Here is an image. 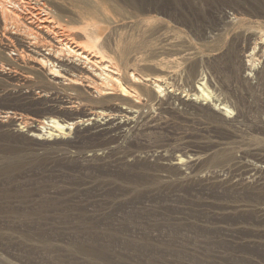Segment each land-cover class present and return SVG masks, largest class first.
I'll return each mask as SVG.
<instances>
[{"label":"rangeland","instance_id":"1","mask_svg":"<svg viewBox=\"0 0 264 264\" xmlns=\"http://www.w3.org/2000/svg\"><path fill=\"white\" fill-rule=\"evenodd\" d=\"M38 1L132 96L0 22V264H264V0Z\"/></svg>","mask_w":264,"mask_h":264},{"label":"bare ground","instance_id":"2","mask_svg":"<svg viewBox=\"0 0 264 264\" xmlns=\"http://www.w3.org/2000/svg\"><path fill=\"white\" fill-rule=\"evenodd\" d=\"M10 2H13V1H11V0H0V12H2V14H3L4 22L5 23H10V22L15 23V25H17L18 27L19 26L22 27L21 26V24H22L21 20H23L25 22V20H26L25 16H21V13L18 10H16L17 13H12L15 10L14 11H11V10L13 8L15 9V7H11V9H10L9 6H11V4H12V3L10 4ZM17 4H18V7H22V8H25V6H32V7H28V9L30 8L32 10L36 9V8L39 9L37 6L42 5L38 2V0L37 1L36 0H32V1L31 0H18ZM12 5H14V4H12ZM10 11H11V15H10ZM46 15H47V17H42V15H39L37 13L35 15H33L31 18L32 20H30V18H29L28 19L29 23L26 22L31 27L28 26L26 28L27 25L25 24L26 25L25 26L23 24L25 26V29H23V27H24L23 26L22 32L24 30V32L29 37L28 39H30L31 43H32V41H37V38L34 35H33L34 37H31L33 34L32 33L33 30L31 31L30 28H36L37 31L40 30V31L46 32L47 34L53 35L52 38L58 44V45H56V46H58L56 49L59 51V52H57L55 49L54 53L56 55L54 57L56 58V56H58L57 59H59L60 61L65 60V62H67V64L69 66L74 67V69L78 70L80 73H84L83 75H80V76H74V75L70 74L71 77H69V78L63 77L65 80H67L68 82H70L73 85L83 87V89L85 90V93L88 95H90L89 91L95 93V95H98V96L111 95V94H113L114 91H119L122 94V96H124V97H131L132 96L131 92L124 85L123 80L120 78V73H118V70L112 65V63L108 60V58L100 50H98V48L93 43L88 42L86 44V35L85 34L78 33L77 39L79 42H76L75 39L72 38L68 33H66L65 30L64 31L61 30L62 28H60L58 23H55V21H54L55 19L52 18L51 15L49 16V13H47ZM19 23H21V24L19 25ZM35 24H37V25L34 27ZM34 32H36V31L34 30ZM36 34L37 33H35V35ZM82 39H84L85 41L82 42ZM54 40H52V41H54ZM34 44H35V42L32 43V46ZM41 44H43V43H41ZM28 45H30V43ZM41 46L44 47L46 45L45 44L40 45V47ZM53 46H51V47H53ZM48 50H50L49 52L52 51L51 49H49V47H48ZM63 53H65V54H63ZM62 54H63V57L64 56H66V57L60 58V57H62ZM45 55L50 56L49 53H47V54L45 53ZM24 57H26V56H24ZM29 60H31V59H29ZM38 62L40 64V66L44 67L49 62V60L46 57L44 58V56H43V57H41V59L38 60ZM48 75L51 78H55V79H59L60 77H62L57 70L52 69V68L49 69ZM127 82H129L131 84L137 83V82H139V79L132 78L129 81L127 80ZM149 82H151L153 87L156 89L155 92L157 94L161 93V91H162L161 90V81L159 79L154 78L153 80H150ZM162 92H164V91H162ZM169 92H172V91H169ZM195 92L196 93H192L189 95V98L191 101H197V102L204 101L207 103L209 101L214 102L213 98H211L209 96V93L206 91V89L203 87V85L201 83H199L198 85H195ZM184 97H185V95H184ZM217 109L221 110V111L228 112L225 106H223V107L218 106ZM83 121L87 122L88 120L86 119ZM79 122H80L79 119L75 118V119H73V121L66 122V124H59V123H57V121H54L53 119L47 121L46 123H44V122L43 123L45 125L47 124V126H50V128L53 129L52 132L61 133V132L72 129L73 125L76 123H79ZM46 129H48V128H46ZM46 129H45V127H42L41 133H44L47 136L54 134L52 132L46 133V131H45Z\"/></svg>","mask_w":264,"mask_h":264},{"label":"built area","instance_id":"3","mask_svg":"<svg viewBox=\"0 0 264 264\" xmlns=\"http://www.w3.org/2000/svg\"><path fill=\"white\" fill-rule=\"evenodd\" d=\"M40 4V6H37L39 9H28V7H32V6H25V8H22V7H17V10L21 13V16H25V22L29 23V18L30 20H32V16L35 15L36 13L39 14V15H42V17H47V10H46V7L43 3H41L40 1H38ZM10 9H11V6H9ZM8 7V8H9ZM28 9V10H27ZM0 22L2 23V29H6L8 30L9 28L12 30V33L16 34V33H19L21 32L22 30V27H18L17 25H15V23H5L4 22V17H3V14L2 12H0ZM18 24V23H17ZM37 24L34 25V27L36 26ZM38 28V27H37ZM33 29H36V28H33ZM35 44L33 45L34 47L37 48V41H32V43ZM42 51H45L44 48H41ZM7 56L13 60V59H17L18 55H17V50L14 48V47H8L7 49ZM55 51V50H54ZM46 52V51H45ZM59 52V51H57ZM1 72H7V73H10V69L8 67H5L4 65L0 64V73Z\"/></svg>","mask_w":264,"mask_h":264}]
</instances>
